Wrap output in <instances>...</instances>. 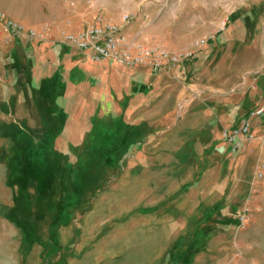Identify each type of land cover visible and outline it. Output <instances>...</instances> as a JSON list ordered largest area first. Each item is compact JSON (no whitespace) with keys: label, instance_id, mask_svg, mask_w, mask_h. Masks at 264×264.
<instances>
[{"label":"rangeland","instance_id":"1","mask_svg":"<svg viewBox=\"0 0 264 264\" xmlns=\"http://www.w3.org/2000/svg\"><path fill=\"white\" fill-rule=\"evenodd\" d=\"M221 1L232 9L228 19L218 24L221 35L174 41L176 49L193 52L184 82L202 64L229 61L246 69L244 88L229 92L219 103L228 119L224 127L260 102L248 107L243 94L245 88L256 87L264 62V0ZM138 12L131 13L134 17L125 32L132 36L141 26V34L158 42L144 31L146 24L140 22ZM72 19L60 0H0V264H64L92 197L121 168L123 157L116 150L137 140L124 133L130 126L127 121L119 129L115 120L124 115L123 109L109 96L147 95L146 73L151 70L119 67L110 61L69 60L75 50L59 39L60 29L80 26ZM14 25L41 38L21 36ZM201 25L196 24V31ZM201 38L205 43L200 45ZM257 143L263 154L256 160L264 163V141ZM245 162L244 169L250 170L253 162ZM106 164L112 175L106 173ZM253 176L259 184L256 191L236 200L229 210L207 212L202 218L209 226L203 238H217L230 246L219 264H264V169L261 177ZM244 206L248 208L245 222L238 227L233 220ZM67 225L74 230L63 247L58 234Z\"/></svg>","mask_w":264,"mask_h":264},{"label":"crops","instance_id":"2","mask_svg":"<svg viewBox=\"0 0 264 264\" xmlns=\"http://www.w3.org/2000/svg\"><path fill=\"white\" fill-rule=\"evenodd\" d=\"M60 1L66 15L80 21L75 30L97 11L120 22L122 11L135 7L131 13L141 10L144 31L172 50H178L176 38L221 35L218 24L232 12L221 0ZM196 24L203 28L196 31ZM74 50L69 60L82 64L108 61H93ZM189 58L171 70L146 73L149 89L145 96L132 98L122 92L109 96L110 102L123 109L124 115L115 120L119 129L122 131L127 121L130 126L124 133L137 140L116 150L123 157L121 168L107 183L103 181L92 197L77 225L78 240L64 264H219L226 256L229 244L203 238L204 228L209 226L202 218L207 212L215 215L229 210L236 200L257 190L253 168L263 151L256 138L231 152L221 136L228 119L219 103L229 92L244 88L246 69L229 61L202 64L196 75L184 82L182 77L193 64ZM263 66L264 62L260 69ZM260 69L256 87L244 89L248 107L264 96ZM260 129L264 130V115L253 122V130L258 133ZM243 149L247 151L236 159ZM126 152L129 154L124 155ZM249 160L251 169H244ZM108 167L104 166L105 171L112 175ZM72 228L60 229L61 246H68Z\"/></svg>","mask_w":264,"mask_h":264},{"label":"built area","instance_id":"3","mask_svg":"<svg viewBox=\"0 0 264 264\" xmlns=\"http://www.w3.org/2000/svg\"><path fill=\"white\" fill-rule=\"evenodd\" d=\"M133 17L134 14L123 13L120 22H115L103 12L97 11L89 22L84 23L77 30L60 29L59 41L67 47L78 49L93 61L108 60L119 67L127 68L145 66L153 72L171 70L193 54L192 50H172L160 43L150 42L147 36L141 34V26L134 35L129 36L125 32V27ZM69 23L70 20L67 19L66 25ZM13 27L15 33L21 36L41 38L39 33L31 29L22 31L20 25ZM198 43L200 45L205 43V39L201 38ZM260 72L264 75V66ZM263 115L264 96L257 106L241 115L235 124L222 128L221 136L231 152L238 151L253 139L264 141V133L258 134L253 130L254 120ZM263 165L262 161H258L255 171L257 177L262 176L260 169ZM247 210L248 208L244 206L242 212L238 211L236 214L238 227L244 224Z\"/></svg>","mask_w":264,"mask_h":264},{"label":"trees","instance_id":"4","mask_svg":"<svg viewBox=\"0 0 264 264\" xmlns=\"http://www.w3.org/2000/svg\"><path fill=\"white\" fill-rule=\"evenodd\" d=\"M237 216V215H236ZM235 224H237V218L235 217V219L233 220Z\"/></svg>","mask_w":264,"mask_h":264}]
</instances>
